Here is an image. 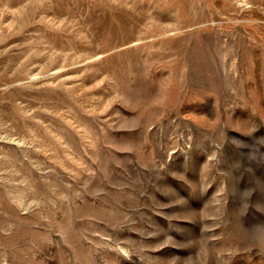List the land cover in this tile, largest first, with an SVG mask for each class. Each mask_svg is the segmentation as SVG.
<instances>
[{"label": "rangeland", "instance_id": "rangeland-1", "mask_svg": "<svg viewBox=\"0 0 264 264\" xmlns=\"http://www.w3.org/2000/svg\"><path fill=\"white\" fill-rule=\"evenodd\" d=\"M0 264H264V0H0Z\"/></svg>", "mask_w": 264, "mask_h": 264}]
</instances>
